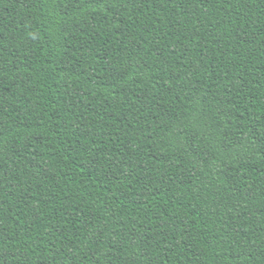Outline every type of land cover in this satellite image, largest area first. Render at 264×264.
<instances>
[{
  "label": "trees",
  "instance_id": "trees-1",
  "mask_svg": "<svg viewBox=\"0 0 264 264\" xmlns=\"http://www.w3.org/2000/svg\"><path fill=\"white\" fill-rule=\"evenodd\" d=\"M0 264H264V0H0Z\"/></svg>",
  "mask_w": 264,
  "mask_h": 264
}]
</instances>
